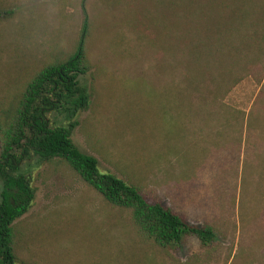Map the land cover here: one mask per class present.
<instances>
[{
    "label": "rangeland",
    "instance_id": "obj_1",
    "mask_svg": "<svg viewBox=\"0 0 264 264\" xmlns=\"http://www.w3.org/2000/svg\"><path fill=\"white\" fill-rule=\"evenodd\" d=\"M20 3L21 13L0 19V95L44 63L70 54L85 14L92 23L87 45L92 69L85 78L92 96L76 118L72 140L98 160L100 170L136 183L148 199L162 201L190 224L211 225L216 239L204 248L186 236L177 247L158 248L138 233L128 212L109 206L64 164L45 162L29 166L35 196L18 222V257L30 264H264V182L258 178L264 145L243 138L244 132L240 146L234 141L214 146L208 139L195 144L187 159V144L174 139L189 126L181 108L187 110L185 97H148L139 89V76L156 86L161 80L165 38L159 17L173 32L170 15H157L159 0ZM126 8L133 22L116 39ZM261 86L245 79L222 100L247 113ZM205 116L193 129L208 135L213 118L202 124Z\"/></svg>",
    "mask_w": 264,
    "mask_h": 264
},
{
    "label": "trees",
    "instance_id": "obj_2",
    "mask_svg": "<svg viewBox=\"0 0 264 264\" xmlns=\"http://www.w3.org/2000/svg\"><path fill=\"white\" fill-rule=\"evenodd\" d=\"M159 2L157 15H170L173 32L168 33L159 17L157 28L165 38L160 43L161 80L156 86L139 76V89L148 97H185L186 102L181 101L187 110L181 108L189 126L174 137L187 144H182L184 157L191 158V148L208 139L214 146L230 141L240 146L243 138L255 137L252 143L264 145V0ZM20 4L0 0V19L21 13ZM128 13L124 9L123 15ZM132 22L125 15L116 39L123 38V28L130 29ZM91 24L84 14L81 37L70 54L44 63L29 79L0 95V264H30L17 254L18 222L35 196L29 166L45 162L64 164L109 206L128 212L138 233L158 248L177 247L186 236L196 237L204 248L216 239L211 225L190 224L162 201L148 199L136 183L100 170L98 160L72 140L76 118L87 110L92 96L85 83L92 69L87 49ZM245 79L262 84L247 113L222 100ZM201 114H206L202 124L213 118L214 130L208 135L202 128L193 129ZM246 164L247 157L243 174ZM258 173L264 182V171Z\"/></svg>",
    "mask_w": 264,
    "mask_h": 264
}]
</instances>
